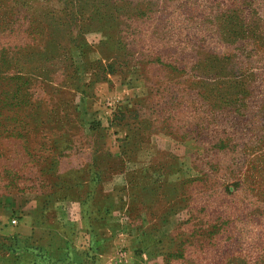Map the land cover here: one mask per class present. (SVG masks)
<instances>
[{
	"label": "rangeland",
	"instance_id": "374dc122",
	"mask_svg": "<svg viewBox=\"0 0 264 264\" xmlns=\"http://www.w3.org/2000/svg\"><path fill=\"white\" fill-rule=\"evenodd\" d=\"M0 71V264H264V0H0Z\"/></svg>",
	"mask_w": 264,
	"mask_h": 264
},
{
	"label": "crops",
	"instance_id": "0c3cea01",
	"mask_svg": "<svg viewBox=\"0 0 264 264\" xmlns=\"http://www.w3.org/2000/svg\"><path fill=\"white\" fill-rule=\"evenodd\" d=\"M113 231L114 229L111 227L94 228L93 231L88 229L81 230L79 234L80 236L83 235V238L86 239L85 244L81 246L79 244L76 245L80 246L84 253V262L82 264H132V258L130 259V257L129 260L122 263L117 261L118 239L113 236ZM122 234L126 238V243L130 244L136 231L132 229ZM93 235L95 236V240L92 242ZM139 245L142 247L145 246L142 243Z\"/></svg>",
	"mask_w": 264,
	"mask_h": 264
},
{
	"label": "trees",
	"instance_id": "16d2710c",
	"mask_svg": "<svg viewBox=\"0 0 264 264\" xmlns=\"http://www.w3.org/2000/svg\"><path fill=\"white\" fill-rule=\"evenodd\" d=\"M0 72H2V71H0ZM18 77H14L12 80H13V85H16L17 84V82H16V79H17ZM16 92H17V90H16ZM15 92V93H16ZM14 93V94H15ZM92 182L93 181V179H92V177L90 178V179H87V180H85L84 181V184L87 186L88 185V183L89 182ZM73 186L74 187H77L78 186V182H76V183H74L73 184ZM90 194H91V191L90 190H86L85 192H84V200L86 199V198H88L89 196H90ZM89 230L90 231H93V226H89ZM48 235H49V233H47ZM45 236H47L46 234H45ZM33 236L31 235L29 238H28V241H29V243L31 244V245H34V246H36L38 243H37V241H36V239H34V238H32ZM49 238H51V247L52 246H57V244H58V241H60L61 240V237H60V235L57 233V232H55V231H52V229H51V236L49 237ZM66 239H68V238H66ZM43 242V241H42ZM28 243V244H29ZM184 243L185 242H181V243H179V244H177L176 246H175V251L174 252H172V253H170L169 254V257H182L181 255H182V253H181V250H182V245H184ZM50 245V244H49ZM141 248H142V246H140ZM154 249H156L155 247H153ZM168 253V252H167ZM166 253V254H167ZM40 255V254H39ZM38 255V257H40V258H43V256L42 255H40L39 256ZM47 258V257H46ZM48 259V258H47ZM39 260H41V259H39ZM35 262V261H34ZM33 262V263H34Z\"/></svg>",
	"mask_w": 264,
	"mask_h": 264
},
{
	"label": "built area",
	"instance_id": "2783aa9c",
	"mask_svg": "<svg viewBox=\"0 0 264 264\" xmlns=\"http://www.w3.org/2000/svg\"><path fill=\"white\" fill-rule=\"evenodd\" d=\"M10 222H11V224H16V219H15V218H12V219L10 220ZM120 256H123V255H120Z\"/></svg>",
	"mask_w": 264,
	"mask_h": 264
}]
</instances>
